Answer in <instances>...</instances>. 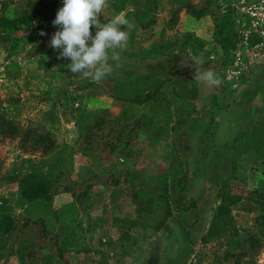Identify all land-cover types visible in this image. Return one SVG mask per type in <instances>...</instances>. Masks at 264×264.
I'll use <instances>...</instances> for the list:
<instances>
[{"label":"rangeland","instance_id":"obj_1","mask_svg":"<svg viewBox=\"0 0 264 264\" xmlns=\"http://www.w3.org/2000/svg\"><path fill=\"white\" fill-rule=\"evenodd\" d=\"M126 1L108 0L101 21ZM193 1L172 0L176 21L167 24L200 11L195 52L162 54L142 90L111 91L75 76L49 46L62 0H0V113L29 132L0 134V216L12 223L0 232V264H264V45L243 41L254 32L264 39V0ZM221 16L237 35L233 52L217 46ZM194 70H213L220 86L195 81ZM155 88L143 105L122 100ZM110 94V103L89 101ZM42 131L72 159L53 187L60 221L46 238L18 196L24 160L46 157L35 141ZM176 195L196 210L176 211ZM223 199L227 214L212 227ZM150 217L158 221L142 228Z\"/></svg>","mask_w":264,"mask_h":264},{"label":"trees","instance_id":"obj_2","mask_svg":"<svg viewBox=\"0 0 264 264\" xmlns=\"http://www.w3.org/2000/svg\"><path fill=\"white\" fill-rule=\"evenodd\" d=\"M201 15L202 13L200 11H195L193 16L196 19H199ZM227 21L228 19H224L223 16L218 19L219 32L217 46L223 53L233 52L236 49L238 42L235 32H230L231 30L227 27ZM5 22L12 25L15 20ZM152 22V19L148 20L141 27L145 29ZM191 41L193 40L190 38V35L187 34L184 38V43L188 45ZM245 43L248 47H253L254 45L260 43V38L257 34L250 33L249 36L246 37ZM167 79L169 78H166L164 81H169ZM162 84L163 80L160 85ZM157 91L158 88H155L154 90L147 89L142 98L124 97L122 100L129 104L143 105L147 101L151 100ZM98 123L99 122L97 121L94 125L97 126ZM0 134L4 137L19 136L22 140L29 137L28 131L19 130L14 121L5 117L2 113H0ZM35 141L44 145L40 154L46 155V157L39 161H33L30 159L24 160L25 173L18 181V196L24 207L23 212L25 214V219L31 221L32 223H38L40 225L41 236L46 238L54 227L53 222L58 221L55 211L50 208V199L53 187L72 169V159L70 156L71 150L67 145L55 147L54 142L47 131L40 132L36 136ZM134 200L135 199H133V201ZM185 201H187V204H184ZM173 203L176 207V211L178 209L184 210L190 208L194 211L196 210L195 202L193 200H186L181 195H176L173 199ZM157 205L160 206L161 203L158 202ZM228 205L229 204L225 199L221 200L211 218L210 225H212V227L219 223L220 219L227 214ZM160 211L161 209H159V213ZM136 212L137 214L142 212V204L138 205ZM163 213L166 212L164 211ZM156 221H158L156 217H150L149 223H140L139 225H141L142 228H148L152 227ZM11 224V220L8 216H0V232H3L4 234L9 232L12 229Z\"/></svg>","mask_w":264,"mask_h":264},{"label":"clouds","instance_id":"obj_3","mask_svg":"<svg viewBox=\"0 0 264 264\" xmlns=\"http://www.w3.org/2000/svg\"><path fill=\"white\" fill-rule=\"evenodd\" d=\"M108 6V0H62V7L52 20L58 30L51 36L49 46L59 50L57 59H70L66 67L71 73L97 84L113 72L110 60L119 67L121 56L117 50H124L129 40V31L125 29L134 27L123 11L102 22V13ZM192 79L208 87L221 84L213 70H194Z\"/></svg>","mask_w":264,"mask_h":264},{"label":"crops","instance_id":"obj_4","mask_svg":"<svg viewBox=\"0 0 264 264\" xmlns=\"http://www.w3.org/2000/svg\"><path fill=\"white\" fill-rule=\"evenodd\" d=\"M171 2L172 0H127L125 2L126 7L122 11L127 14V18L134 27L126 30L129 31V40L124 50H117L121 56L119 67H116V62L109 61L115 67V70L118 71L110 74L102 83L95 84L103 86L102 88L105 90L109 88L111 91L115 90L117 85H119V89L120 86L127 88L130 85H135V88L139 87L138 89L142 90L141 87H143L145 79L154 76V69L158 67L156 64L160 63L158 61L162 58V54L167 55L180 51L195 52L199 41L197 27L198 20L200 19L197 20L192 15V12H190V16L189 12L185 13L182 10L179 12L181 16H179L177 22L181 19L185 20V23L176 26L167 24L170 21L169 19L176 21L174 12H169ZM194 3L193 0H189L190 5ZM146 19H152L153 22L147 28L143 29L141 24ZM137 21L140 24H137ZM138 25L141 26L139 27ZM180 26L182 28H179ZM187 34L193 40L188 45L184 43V38ZM128 57H130V61H127ZM125 68H127L126 74L123 72ZM143 68L146 69V74L142 72ZM105 96L100 100H98L100 96H97L94 99L91 98L89 101L91 104L103 103L104 100L109 103L112 102L111 96L113 95L110 94L109 97L107 95ZM208 128L210 129L211 126ZM193 137L195 138V136ZM197 141L199 142V138Z\"/></svg>","mask_w":264,"mask_h":264},{"label":"built area","instance_id":"obj_5","mask_svg":"<svg viewBox=\"0 0 264 264\" xmlns=\"http://www.w3.org/2000/svg\"><path fill=\"white\" fill-rule=\"evenodd\" d=\"M254 33L257 34L258 37L260 38V43L254 45L253 48H254V47H257V46H262V45H264V44H263V43H264L263 36H262L261 34H258L257 32H254ZM245 40H246V36L243 38L244 43H245ZM235 54H236V53H235ZM235 54H234V56H235ZM235 58H237V60H238V59H239V58H238V55L235 56ZM237 60H235V62H236Z\"/></svg>","mask_w":264,"mask_h":264}]
</instances>
